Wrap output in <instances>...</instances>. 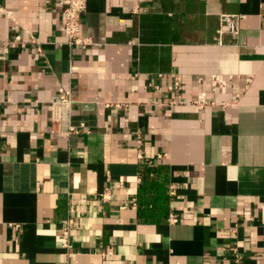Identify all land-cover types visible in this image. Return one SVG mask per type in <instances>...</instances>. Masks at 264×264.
Masks as SVG:
<instances>
[{
    "label": "crops",
    "instance_id": "1",
    "mask_svg": "<svg viewBox=\"0 0 264 264\" xmlns=\"http://www.w3.org/2000/svg\"><path fill=\"white\" fill-rule=\"evenodd\" d=\"M63 1L0 0V264H264V0H88V47ZM145 162L177 223L141 217Z\"/></svg>",
    "mask_w": 264,
    "mask_h": 264
},
{
    "label": "built area",
    "instance_id": "2",
    "mask_svg": "<svg viewBox=\"0 0 264 264\" xmlns=\"http://www.w3.org/2000/svg\"><path fill=\"white\" fill-rule=\"evenodd\" d=\"M88 0H64V31L67 44L69 46L76 47H88L92 45V41L82 35L81 28V16L87 9ZM244 19L241 15H223L220 17V27L217 31V40L222 42L224 35H232L237 38L241 31V21ZM223 83L218 79H212L211 86L213 88H221ZM181 84L179 82L174 83L169 89L171 91L180 89ZM73 104V95L71 90L61 88L59 90L58 102L53 108V120L54 123L59 121V118L63 111L70 110ZM194 105L199 107L215 106V102L207 99L205 94H202L199 99L193 102ZM223 106H225L223 104ZM170 195L176 196L175 188L172 187ZM107 197L104 196V200ZM70 214L65 221H63V247L67 250L71 249V231L77 226L76 210L71 207ZM168 222L177 223L178 219L170 214Z\"/></svg>",
    "mask_w": 264,
    "mask_h": 264
},
{
    "label": "trees",
    "instance_id": "3",
    "mask_svg": "<svg viewBox=\"0 0 264 264\" xmlns=\"http://www.w3.org/2000/svg\"><path fill=\"white\" fill-rule=\"evenodd\" d=\"M166 168L155 167L145 162L141 167L142 184L138 202L141 217L147 220L163 219L169 216V188Z\"/></svg>",
    "mask_w": 264,
    "mask_h": 264
}]
</instances>
